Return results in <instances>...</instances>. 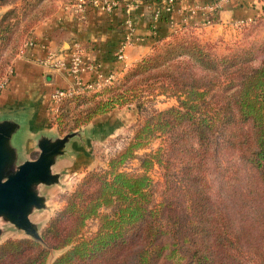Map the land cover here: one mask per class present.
<instances>
[{
	"label": "trees",
	"instance_id": "16d2710c",
	"mask_svg": "<svg viewBox=\"0 0 264 264\" xmlns=\"http://www.w3.org/2000/svg\"><path fill=\"white\" fill-rule=\"evenodd\" d=\"M14 2L0 0V7ZM10 14L0 22L2 40ZM157 96L176 104L156 109L150 103ZM73 102L72 110L85 107L65 129ZM128 106L140 116L130 141L107 170L85 175L42 232L50 249L66 248L51 264H264V60L247 66L176 35L99 91L65 99L57 126L74 130ZM156 139V149L138 155ZM222 142L245 160L252 188L243 186L232 204L206 180ZM133 159L139 171H124ZM154 169L162 182L152 178ZM159 183L165 187L158 202ZM89 220L97 226L86 234ZM49 248L8 239L0 244V264H47Z\"/></svg>",
	"mask_w": 264,
	"mask_h": 264
},
{
	"label": "rangeland",
	"instance_id": "374dc122",
	"mask_svg": "<svg viewBox=\"0 0 264 264\" xmlns=\"http://www.w3.org/2000/svg\"><path fill=\"white\" fill-rule=\"evenodd\" d=\"M70 1L15 0L14 3L5 4L0 7V22L5 13L11 12L9 16L10 29L6 33L4 40L0 39V84L9 76L14 62L29 47L27 46L28 41L35 38L34 31L36 28L50 19L58 9H65V7L68 9L71 8L74 1ZM260 1L261 4L256 14L242 23H223L222 25L209 26L201 29H195L193 27L182 28L180 31L172 33L169 39L164 42L171 41L176 35L193 39L196 38L199 43L206 46L217 57L237 56V59L247 66L257 67L264 60V0ZM137 62L132 64V66ZM123 74L119 75L118 78H121ZM175 104L176 101L173 98H167L165 96H157L150 103V105H153L154 108L159 110L166 109ZM73 107H75L74 102L67 104L66 108L70 109V113L64 124L65 129L71 127L72 116L85 106H77L76 110H72ZM46 114V127H53L54 131L60 136L72 131H61L59 129L57 120L60 113L54 119L50 117L48 112ZM107 118H110L107 123L101 121ZM139 119L140 116H138L136 108L134 106H128L98 117L96 121H91V125L93 123L96 126L100 124L102 126L104 125L101 128L103 135H101L100 139L93 138L86 141L85 146L74 144L73 149L76 154L69 159L60 161L56 166V169L58 168L63 172L62 185L43 190L48 197L49 209L34 211L30 215V220L39 224L41 234L49 221L61 210L67 197L74 191L88 172L107 170L109 159L116 155L132 138ZM110 130V134L106 135ZM25 136L26 130L24 128L14 139L15 145L20 148V154L26 153L27 145L25 143ZM159 143L160 139L154 140L148 148L140 150L138 155L156 149ZM235 151L228 143L222 142L218 145L216 153L210 157L207 164L206 180L208 185L213 192L218 193L222 201H229V204L237 201V192H245V188H249L250 186L249 181L246 180L245 160L243 161L242 157ZM37 154L38 151L34 148L32 149V147L28 151V156L31 158L37 157ZM122 169L131 173L138 172V159L128 161ZM150 174L155 181L162 182L159 169H154ZM164 187V183L158 184L155 196L158 202L162 199ZM259 195L263 198L262 194ZM250 197L251 195L247 199ZM257 203L258 208H262V202L259 196ZM96 226V220H89L86 223L85 233L89 234L94 232ZM0 229L2 232L0 235V244L8 239L32 240L23 232L16 230L14 226L1 219ZM44 243L47 245L45 241ZM46 248H49L48 245ZM64 250L65 248L62 250L49 248L50 255L47 264H51Z\"/></svg>",
	"mask_w": 264,
	"mask_h": 264
},
{
	"label": "crops",
	"instance_id": "0c3cea01",
	"mask_svg": "<svg viewBox=\"0 0 264 264\" xmlns=\"http://www.w3.org/2000/svg\"><path fill=\"white\" fill-rule=\"evenodd\" d=\"M156 1L145 0L132 11L133 42L124 49L123 60L116 58L118 46L126 34L123 6L112 13L92 9L84 21L76 19L70 8L58 9L34 31V40L38 45L26 48L23 55L14 62L9 80L0 91V109L30 107L34 113V122L46 126L49 93L54 88L65 89L70 86L71 78L64 69L46 68L42 64L43 60L49 52L67 57L75 42L83 47L84 64L99 65V68H90L82 73L84 83L96 79L98 75L112 74L118 77L124 73L132 64L149 54L157 42L169 39L174 33L169 24L172 16L168 15L160 18L155 32L149 30L151 7ZM215 1L176 0L175 9L180 7L181 10L173 14L174 26L201 29L223 23H242L252 18L261 4L260 0H228L211 14V24L206 23L207 15L201 11L183 23L188 14L187 7Z\"/></svg>",
	"mask_w": 264,
	"mask_h": 264
},
{
	"label": "water",
	"instance_id": "95a60500",
	"mask_svg": "<svg viewBox=\"0 0 264 264\" xmlns=\"http://www.w3.org/2000/svg\"><path fill=\"white\" fill-rule=\"evenodd\" d=\"M109 119L101 121L107 123ZM91 123L60 136L53 127L35 123L30 107L0 109V219L45 248L40 226L30 220V215L49 209L43 190L62 185L63 172L56 166L76 154L74 144L85 146L86 141L103 135L104 125ZM24 128L27 149L20 154L14 139ZM31 147L38 151L35 158L28 156Z\"/></svg>",
	"mask_w": 264,
	"mask_h": 264
},
{
	"label": "built area",
	"instance_id": "2783aa9c",
	"mask_svg": "<svg viewBox=\"0 0 264 264\" xmlns=\"http://www.w3.org/2000/svg\"><path fill=\"white\" fill-rule=\"evenodd\" d=\"M145 0H75L70 10L76 16V19L84 21L87 18L88 12L92 9L99 10L104 13H112L120 6L124 7V13L126 20L124 22L126 28V34L124 39L120 42L116 58L123 60L124 49L131 45L133 42L134 27L131 21V13ZM228 0H217L211 4L195 5L187 7V15L185 16L184 22L192 17L196 12H204L207 15L206 23L211 24V14L216 12L221 4ZM176 0H157L151 7L149 30L155 32L156 24L163 15L172 16L175 12H179L181 8L175 9ZM170 18L169 24L173 27V32L180 31L181 26H174V20ZM38 45L34 39H30L27 46L33 47ZM67 57L55 52H49L43 60V65L46 68L53 69H64L71 78V84L67 88H54L49 93L47 111L51 118H56L60 112V106L62 102L74 96L76 94H89L99 91L102 87L110 84L116 77L112 74L107 76L98 75L94 80L84 83L82 81V73L90 68H99V65H86L83 63V47L80 43L75 42L69 49ZM9 80L7 76L4 81L0 84V91L6 86Z\"/></svg>",
	"mask_w": 264,
	"mask_h": 264
}]
</instances>
